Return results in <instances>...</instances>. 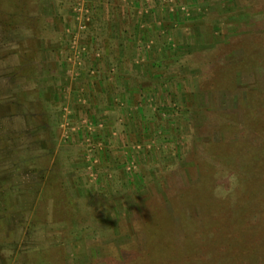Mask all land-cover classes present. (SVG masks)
<instances>
[{"label":"rangeland","instance_id":"374dc122","mask_svg":"<svg viewBox=\"0 0 264 264\" xmlns=\"http://www.w3.org/2000/svg\"><path fill=\"white\" fill-rule=\"evenodd\" d=\"M261 156L264 0H0V264H264Z\"/></svg>","mask_w":264,"mask_h":264},{"label":"trees","instance_id":"16d2710c","mask_svg":"<svg viewBox=\"0 0 264 264\" xmlns=\"http://www.w3.org/2000/svg\"><path fill=\"white\" fill-rule=\"evenodd\" d=\"M25 115V112H23L22 113V115ZM26 117H29V122L26 124L27 125V127L28 128H30V129H32V127H34V124H33V122L35 121V118H34V116L33 115H25ZM25 116H24V118H25ZM21 118L23 119V117L21 116ZM22 126H24V125H22ZM259 163H261V164H263L264 163V157L262 158V156H261V158H258L257 157V159H256ZM263 162V163H262ZM21 196V195H20ZM26 197L23 199V201H17V204H16V202H15V204H13L14 206H12V207H14V208H18V209H22V210H26V206H24V205H26V204H24V203H27L28 201L26 200L27 199V195H25ZM20 199H21V197H20ZM32 208L30 207V210H31ZM29 210V211H30ZM27 212V211H26Z\"/></svg>","mask_w":264,"mask_h":264}]
</instances>
